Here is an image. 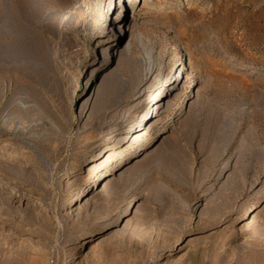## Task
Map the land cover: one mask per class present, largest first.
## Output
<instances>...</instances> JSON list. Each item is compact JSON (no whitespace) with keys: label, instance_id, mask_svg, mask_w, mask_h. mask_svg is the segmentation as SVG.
<instances>
[{"label":"rangeland","instance_id":"obj_1","mask_svg":"<svg viewBox=\"0 0 264 264\" xmlns=\"http://www.w3.org/2000/svg\"><path fill=\"white\" fill-rule=\"evenodd\" d=\"M124 1L0 0V264H264V0Z\"/></svg>","mask_w":264,"mask_h":264},{"label":"bare ground","instance_id":"obj_2","mask_svg":"<svg viewBox=\"0 0 264 264\" xmlns=\"http://www.w3.org/2000/svg\"><path fill=\"white\" fill-rule=\"evenodd\" d=\"M116 7L118 9H121V11H119V13L116 15V18L120 17V18H123V20H121V22L125 21L127 19V17H128V15L125 12V10H126L125 1L124 0H118L117 6L115 5V8ZM129 9H130V6L127 7V10H129ZM120 12H122V14H120ZM121 22L118 25L117 29L115 28V30H117V33L118 32L121 33L120 36H123L125 34V29H124V25L121 24ZM113 54L116 56L117 55V50L111 51L109 46H107V45L105 46L104 45V46L101 47V51L98 54L99 55V61L102 62V61H105V60L112 59L113 58L112 57ZM141 65H142L141 66L142 78L138 81V83L136 84V86L134 87V90H133V95H135L136 99H138V98H140V97L145 95V91L147 90L148 86L151 84V82L153 80V77H154V73H155L154 66L151 63V60H150L149 57H146L145 59H142V64ZM182 77H183V72L180 71V66H177L175 68V70L172 72V74H170L169 76H166V77L163 78L162 83L164 81H169L170 82L171 78H173V80H175V81L177 80V82H173V83L170 84V86L168 87L167 91L175 90L176 88L178 89V83H179V81H180V79ZM190 79H193V75H191ZM145 83H148L147 87L144 86ZM162 83L159 85V87L155 91L152 92V93H154V95H156L155 92L158 91L161 88ZM154 106L156 108H155V113L152 116H151L150 113L148 114L146 112V110L144 111L145 113L142 112L143 115L141 116V118H143V117L148 118V125L149 126L154 124L153 118L155 117V114H158L157 113V109L160 107V98H159V100H157L155 102ZM79 193L80 192H77V194H79Z\"/></svg>","mask_w":264,"mask_h":264}]
</instances>
